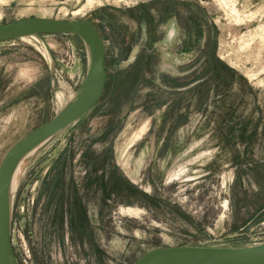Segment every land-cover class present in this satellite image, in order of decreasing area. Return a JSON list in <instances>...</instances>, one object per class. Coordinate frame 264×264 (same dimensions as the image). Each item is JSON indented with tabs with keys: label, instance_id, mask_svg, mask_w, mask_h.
<instances>
[{
	"label": "rangeland",
	"instance_id": "rangeland-1",
	"mask_svg": "<svg viewBox=\"0 0 264 264\" xmlns=\"http://www.w3.org/2000/svg\"><path fill=\"white\" fill-rule=\"evenodd\" d=\"M29 17L89 21L107 76L15 173L18 264L264 243V0H0V26ZM85 49L63 35L0 45V162L73 97Z\"/></svg>",
	"mask_w": 264,
	"mask_h": 264
},
{
	"label": "water",
	"instance_id": "water-1",
	"mask_svg": "<svg viewBox=\"0 0 264 264\" xmlns=\"http://www.w3.org/2000/svg\"><path fill=\"white\" fill-rule=\"evenodd\" d=\"M45 35L74 37L86 48L85 77L59 112L43 125L7 150L0 162V264H18L13 250L10 226V201L8 188L11 175L24 157L38 147H43L77 120L83 118L100 102L107 72H105V45L99 32L86 20H51L49 18L17 19L0 26V45L22 39H41ZM13 197V196H12ZM133 264H264V243L242 248L224 247H164L153 249L134 260Z\"/></svg>",
	"mask_w": 264,
	"mask_h": 264
},
{
	"label": "bare ground",
	"instance_id": "bare-ground-1",
	"mask_svg": "<svg viewBox=\"0 0 264 264\" xmlns=\"http://www.w3.org/2000/svg\"><path fill=\"white\" fill-rule=\"evenodd\" d=\"M38 19H42V18H38ZM73 98H69L68 99V103H70V102H72L71 100H72ZM144 129H146V125H142V127L139 129V130H136L135 131V133L132 135V138H131V142L128 144V147H129V145H131L132 143H134L135 141H137V140H140V137L142 136V133H143V131H144ZM31 152H33V151H31ZM30 152V153H31ZM29 153V154H30ZM126 153V152H125ZM124 153V154H125ZM20 164L21 163H19L18 164V166L16 167V169H14V173H13V175H11V178H10V182H9V188H8V196H9V199H10V201H11V193H12V190L14 189H12V182H13V179H14V176H15V173H16V171H17V169H18V167L20 166ZM13 194V193H12Z\"/></svg>",
	"mask_w": 264,
	"mask_h": 264
}]
</instances>
